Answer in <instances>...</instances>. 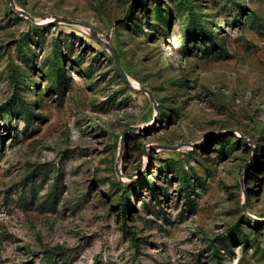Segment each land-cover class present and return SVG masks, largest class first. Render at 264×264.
Masks as SVG:
<instances>
[{"label":"rangeland","instance_id":"374dc122","mask_svg":"<svg viewBox=\"0 0 264 264\" xmlns=\"http://www.w3.org/2000/svg\"><path fill=\"white\" fill-rule=\"evenodd\" d=\"M0 264H264V0H0Z\"/></svg>","mask_w":264,"mask_h":264},{"label":"water","instance_id":"95a60500","mask_svg":"<svg viewBox=\"0 0 264 264\" xmlns=\"http://www.w3.org/2000/svg\"><path fill=\"white\" fill-rule=\"evenodd\" d=\"M62 20L64 21H67V22H70V23H74L76 22L75 20H72V19H69V18H61ZM94 37L101 43H105L109 49L111 50L112 52V55L114 57V60H115V63L117 65V67L119 68V70L121 71V73L125 76V78L130 81V78L128 76V73L125 71L124 67L122 66L121 62H120V57H119V54L117 52V50L115 49L114 46H112V44H110L109 42H105L103 40V38L96 32H94ZM134 89H139V90H144V91H147V92H150L151 90L146 88L145 86H139V87H136V86H133ZM129 129H135V126L133 125H130L129 128H127L125 131L129 130ZM163 147H167V148H177L178 146L177 145H174V146H163Z\"/></svg>","mask_w":264,"mask_h":264},{"label":"trees","instance_id":"16d2710c","mask_svg":"<svg viewBox=\"0 0 264 264\" xmlns=\"http://www.w3.org/2000/svg\"><path fill=\"white\" fill-rule=\"evenodd\" d=\"M57 71H58V72H57ZM57 71H56L57 73H60V68L57 67Z\"/></svg>","mask_w":264,"mask_h":264}]
</instances>
